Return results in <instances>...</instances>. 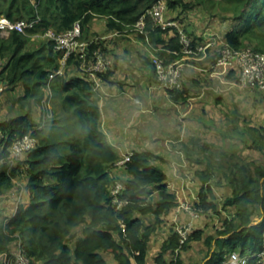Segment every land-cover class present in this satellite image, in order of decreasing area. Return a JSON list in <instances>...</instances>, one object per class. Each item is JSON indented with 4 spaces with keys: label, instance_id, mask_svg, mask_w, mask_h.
Masks as SVG:
<instances>
[{
    "label": "trees",
    "instance_id": "trees-1",
    "mask_svg": "<svg viewBox=\"0 0 264 264\" xmlns=\"http://www.w3.org/2000/svg\"><path fill=\"white\" fill-rule=\"evenodd\" d=\"M5 2L7 6L0 8V14L10 20L39 16L27 33L43 32L47 28L60 32L78 21L83 38L94 16H104L109 29H133L134 22L152 0H34L33 3L31 0H0V4ZM173 2L167 0L168 6ZM240 6L223 38L234 48L243 43L264 52V0H245ZM144 30L141 35L158 57L167 62L181 55L175 31L165 41L161 33L167 30L154 26L149 18ZM27 37L14 29L6 35L0 31V81L7 88L18 82L23 88V93L17 97L19 113L0 120V130L6 134L0 158L7 154L6 146L12 138L30 132L38 139L36 147L15 165L9 167L0 161V193L11 186L13 176L24 171L29 194L28 204H18L14 214L0 223V253H11L9 244L18 236L30 257L29 264H107L101 251L110 252L117 264H148L145 257L149 236L160 221L159 215L176 204L175 195L166 188V174L150 163V158L154 157L150 151H132L124 167L130 178L121 180L120 196L126 201L119 208L109 204L108 187L113 179L109 170L116 154L99 127V106L90 98L92 81L78 72L79 61L70 55L63 75H55L50 80L60 113L69 118L68 138L45 134L31 118V103L41 102L48 73L58 67L61 51L50 39H45L44 46L29 49ZM97 46L102 49L94 40L89 43V49ZM70 69L72 72H68ZM109 74L110 70L101 77L107 79ZM180 90L168 92L176 98ZM241 133L252 137L249 146L263 149V135L258 128L246 125ZM191 141L195 143L194 138ZM199 149L206 152L207 164L195 171L202 185L192 206L199 215L217 211L209 180L219 164L210 155H219L228 162L224 180L231 188L223 205L235 208L213 234L205 237L208 245L214 240L215 248L201 264H221L230 251L247 255V264H258L254 253L264 247V165L246 161L235 153L229 155L228 149L209 142H202ZM150 184L159 193L155 202L146 199ZM259 208L262 219L252 223V216ZM136 210L155 214V222L143 224L134 216ZM80 223H85L81 235L70 245L71 230ZM201 235V229H194L193 224L187 239L180 244L178 234L172 230L151 264H183L180 251ZM168 252L172 254L170 258L166 256ZM0 264H4L1 259Z\"/></svg>",
    "mask_w": 264,
    "mask_h": 264
},
{
    "label": "crops",
    "instance_id": "crops-1",
    "mask_svg": "<svg viewBox=\"0 0 264 264\" xmlns=\"http://www.w3.org/2000/svg\"><path fill=\"white\" fill-rule=\"evenodd\" d=\"M201 5L203 4L197 7L201 8ZM193 10L183 18L182 24L194 40L202 41L209 34L216 37L220 35L219 38H223L225 31L233 23L232 19L223 18L218 20L217 24L202 25L201 20L205 17L196 19L192 14ZM167 15L166 18H173ZM178 24L182 25L179 21ZM214 26H217V30ZM97 35L101 39L99 42L103 54L110 63V74L107 79L99 77V85L95 88L92 86L90 98L99 106V127L106 134L108 143L116 154L115 161L132 151H150L154 155L150 158V163L164 171L166 188L176 197V204L168 212L159 215L160 221L149 236L145 259L151 264L162 241L172 232L174 221L189 218L185 211L175 212L177 204L182 201L193 203L197 199L202 183L195 171L205 168L207 164L206 152L201 151L199 145L202 142L214 143L209 137L215 136L221 141L220 148L228 149L229 155L232 153L240 155V149L237 148L234 139L238 138L239 134H243L241 131L246 125L255 126L249 122L241 123L243 118H248V114L241 108L248 101L249 105L254 107L256 94L264 89H249L234 85L233 77L237 73L235 66L221 72L220 67L213 65L214 57L211 54L213 48H211L205 57L190 59L183 65L181 92L180 96L175 98L156 83L151 62L156 54L139 31L109 29L106 27L104 16H94L82 36L91 40ZM172 35L173 29L161 33L165 41ZM43 91L45 92L44 87ZM2 106L0 120L19 113L18 107V112L10 113L6 103H2ZM253 113L255 114V111ZM31 118L38 126L41 120L40 102L31 103ZM213 123L218 126L215 127ZM44 126L45 124L42 128ZM221 131L225 133L224 140L221 139L223 134ZM192 138L195 143L191 141ZM225 141L229 143L225 144ZM214 160L221 161L216 166L218 170H215L209 180L217 211H210L213 212L210 215L212 223H208V219H205V213L194 219V229H201L202 235L200 239L191 241L205 243V237L213 234L215 230L210 229L209 225L219 227L221 221L235 210L232 205L225 207L223 205L225 197L231 193L230 186L223 180L228 162L218 156L214 157ZM115 161L110 167L109 176L128 180L130 175L126 169L114 165ZM26 179V173L21 171L12 177L11 186L0 193V223H4L14 214L18 204L24 206L28 204ZM148 187L149 193L146 199L155 202L159 199V193L152 184ZM134 216L146 225L154 223L156 219V215L151 212L141 213L137 210L134 211ZM257 216L259 217L252 216V223L262 219L261 208L258 209ZM84 225L85 223H80L72 228V237L68 239L70 245L81 235ZM18 238L16 236L10 242L9 252L17 249ZM153 239L155 242L151 244ZM190 242L179 253L183 264L198 262L196 259L187 263L182 258V252L190 249ZM206 245L207 251L203 260L215 248L214 240ZM101 254L107 264H117L110 252L101 251Z\"/></svg>",
    "mask_w": 264,
    "mask_h": 264
},
{
    "label": "built area",
    "instance_id": "built-area-1",
    "mask_svg": "<svg viewBox=\"0 0 264 264\" xmlns=\"http://www.w3.org/2000/svg\"><path fill=\"white\" fill-rule=\"evenodd\" d=\"M31 2L33 3L34 0H31ZM167 7V0H152L151 4L139 15L133 25V29L144 33V25L147 18H149L154 26L162 30L173 29L176 32L181 55L167 62L157 55H154L151 59L155 81L160 87L167 91L181 89L183 65L187 63V60L205 57L208 50L210 51L213 48L211 51L214 57L213 65L220 67L221 72L235 66L234 68L237 71L235 76L236 85L242 88L264 89V52L255 50L251 46L234 48L224 38H217L213 34H209L202 41L194 40L175 20L166 18ZM38 20V15L32 19L10 20L0 14V31L7 33L9 30L14 29L25 34ZM39 33L42 38L53 41L54 47L61 51V57L58 67L48 73L44 87L45 92L40 102L41 120L37 128L42 127L46 120L53 117L50 80L55 75H63L66 60L70 55L73 54L78 59V72L91 80L94 88L99 85L101 74L110 69V63L99 47L89 49V43L92 40L96 41L97 36L91 40L82 38L78 21H74L70 28L60 32L47 28L43 32L39 31ZM5 137L4 131L0 130V152L4 149ZM37 143L38 139L30 132L22 136H16L6 146L7 154L1 157L0 161L6 162L9 167L13 166L17 161L24 159V156L35 148ZM128 158L129 155H124L117 159L114 165L125 167ZM122 189V181L113 178L108 190L109 204L115 208H119L126 201L120 196ZM192 205L188 201H182L175 208L176 213L185 211L189 215L188 219L174 221L173 230L178 234L180 244L187 239L188 234L192 231L194 219L199 217V213ZM174 219L176 218L174 217ZM121 227H123V223H121ZM254 257L258 264H264V247L255 252ZM0 259L4 264L30 263V257L26 254L19 238L17 249L9 254L1 252ZM247 261V255H242L238 251H230L225 254L221 264H247Z\"/></svg>",
    "mask_w": 264,
    "mask_h": 264
},
{
    "label": "rangeland",
    "instance_id": "rangeland-1",
    "mask_svg": "<svg viewBox=\"0 0 264 264\" xmlns=\"http://www.w3.org/2000/svg\"><path fill=\"white\" fill-rule=\"evenodd\" d=\"M243 2H245V0H174L173 4L169 5L167 7V10L165 13H166V15L168 14L167 15L168 17L169 16H171L170 18L173 17L172 19H174L176 21V23H178V21H179L182 24L183 18L187 17L189 15V13L191 12V10L194 9L192 14L196 19H202V16L205 17V18H203V20H201L202 25L203 24L209 25L211 23L217 24L218 20H222L223 18L224 19L225 18L231 19L232 16L236 13V11L239 10V8L241 7L240 5ZM201 3L203 4V5H201V8L197 7ZM6 6H7L6 2L0 4L1 9L5 8ZM202 6H204V7H202ZM178 25L185 28L184 24H182V25L178 24ZM217 26H214V28H216V30H217ZM184 30L186 31V28ZM186 33L188 34L187 31H186ZM2 34L6 35L7 33L2 32ZM25 35L28 36L27 37L28 39L26 41V47L27 48L36 49L38 47L44 46L45 39L40 36L39 31L38 32L25 33ZM217 37L219 38L221 36L218 35ZM84 39H86V38H84ZM100 40H101L100 37H98V35H97V40L95 42L100 44V42H99ZM254 42H260V41L254 40ZM250 44H252V43H250ZM255 45H256V43H255ZM245 46H249V45H243V43H242V45L239 47H245ZM99 48L101 49L100 46H99ZM0 61H2V60L0 59ZM188 61L189 60H187V62ZM68 72H72V69H70ZM233 83H234V85H236L235 76L233 77ZM0 85H1L0 86V109L3 107L2 103H6L10 113L18 112V108H17L18 102L16 101V97L23 93V88H22L21 83L18 82L12 88H7V85H5L1 81H0ZM236 86H238V85H236ZM254 94H255V92H254ZM15 103L17 105H14ZM253 104H254L253 105L254 107L250 106L249 101H248V103L245 104V106H243V108H241V110L243 112L248 114V118L247 119L243 118L241 120V123L242 122H249V124L251 123V124L255 125L256 128L259 129V131L262 133V135L264 137V91H260V92L258 91V93L256 94V99H255ZM52 111H53V117H52V119L50 118L48 122H46V124L43 128L44 133L45 134H52V135L54 134V136L57 137L58 139L68 138V136L66 135V129L68 128V125H69V122H68L69 118L67 120V117L64 114L60 113L58 97L54 96V93L52 96ZM254 111H255V114L253 113ZM62 119H63V122L65 123V124L63 123V125H64L63 127L58 125L59 123H61L60 125H62ZM217 126L218 125H215V127H217ZM59 127H62V128H59ZM221 132L223 133V134H221V139L224 140L225 138L223 136L225 133H224V131H221ZM263 137L261 138V140L264 143ZM209 138H210V140L211 139L214 140L213 142L216 143L215 144V145H217L216 147H219V148L221 147L220 146L221 141L219 139H216L215 136H210ZM251 139H252V137L249 134H239L238 138L234 139L235 140L234 143L237 144L238 145L237 148L240 149V155L239 154L238 155L246 161L247 160H253L256 163L259 162L262 165H264V147H263V149L259 150V149L254 148V146L253 147L249 146L250 144L252 145ZM229 141H231V140H229ZM229 141H227V142L225 141L224 143L228 144ZM216 156L219 157V155H213V156L210 155V158L213 159ZM222 159H225V158H222ZM214 161H217V160H214ZM218 162L220 163L221 161H218ZM116 178L119 179V177H116ZM221 200H223V198H221ZM257 213L258 212H255L253 214V217L255 216V218H258L259 216H257ZM211 214H213V212H210V211H208L207 213L204 214L205 219H208V223H212L211 222L212 220L210 219ZM210 225H209L210 229H212V230L215 229V225H212V224H210ZM154 242H155V240L153 239V241H151V244H154ZM189 247H190L189 250L182 252V258L186 262L197 259L198 262L194 261V262H196L194 264L201 263L203 261V257L205 256L204 253H206L205 251H207V245L205 243H203V241H201V242L200 241L199 242L198 241H191ZM166 256L168 258H170L172 256V254L168 252V253H166ZM187 263H190V262H187Z\"/></svg>",
    "mask_w": 264,
    "mask_h": 264
}]
</instances>
